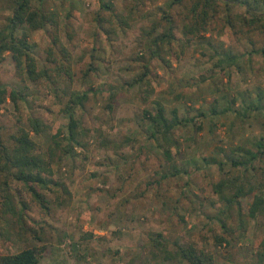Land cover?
Here are the masks:
<instances>
[{"label":"rangeland","instance_id":"1","mask_svg":"<svg viewBox=\"0 0 264 264\" xmlns=\"http://www.w3.org/2000/svg\"><path fill=\"white\" fill-rule=\"evenodd\" d=\"M173 1L33 0L60 19L59 27L29 32L39 67H47L51 77L29 80L6 53L1 81L27 100L16 104L7 98L0 128L8 138L24 127L38 151L55 148L53 189L45 191L50 202L44 209L23 184L13 183L16 202L19 190L29 207L21 224L17 216L2 214L0 200V255L45 245L41 264H190L175 253L178 245L192 244L211 254L213 264H264V215H249L255 194L264 195V159L248 171L230 163L239 147L256 149L264 137V112L251 111L244 119L231 112L212 116L208 110V103L219 109L233 97L234 107L241 108L242 99L256 100L264 89V55L250 53L264 46V29L239 19L244 7L227 10L221 2L208 30L188 42L182 27L194 0ZM5 5L0 0V26ZM166 16L175 26L171 50L179 53L165 49L167 62L152 56V38L165 30ZM154 26L158 29L149 35ZM55 36L70 53L63 63L73 77L49 61V49L58 52ZM227 52L238 55L232 68ZM85 91L88 99L76 108V117L86 134L79 136L81 144H73L64 109L70 92ZM156 100L163 101L168 115L175 108L180 117L196 119L174 131L178 146L170 160L145 132L144 109H153ZM198 109L209 114L200 117ZM31 117L42 121L41 133L33 131ZM59 130L61 148L53 140ZM217 161L225 162L223 171ZM176 167L182 171L171 175ZM238 176L258 188L241 198V215L230 212L226 229L218 219L225 201L214 185ZM1 231H10L9 237Z\"/></svg>","mask_w":264,"mask_h":264},{"label":"trees","instance_id":"2","mask_svg":"<svg viewBox=\"0 0 264 264\" xmlns=\"http://www.w3.org/2000/svg\"><path fill=\"white\" fill-rule=\"evenodd\" d=\"M6 5L4 8L8 11L6 21L3 26H0V62L5 58L6 53H11L18 71H21L33 82L38 81L40 78L51 77L47 67H39L38 58L35 55L36 44L31 42L30 33L39 29H47L48 26L59 27L60 19L56 12L46 10L42 7H37L33 0H4ZM185 0H174L172 3L183 4ZM221 2L230 10V6H242L245 13L239 15L245 25L253 26L256 29H264V0H194L188 9V14L185 16V22L182 27L183 34L190 42L194 37L201 36V33L208 30V25L211 19L219 13ZM171 3V4H172ZM105 7L112 8L111 5L105 4ZM168 24L162 33H159L152 38V56L161 58L167 62L166 57L162 54L165 49H169L167 53L178 56V52H173L172 40L175 38L173 32L175 26L170 16H166ZM103 20V18H101ZM227 21L235 26L230 13L227 15ZM158 29L154 26L149 31V35ZM252 30V27H250ZM54 45L58 46V52L54 48L49 49V61L55 64L57 71L64 70L69 77H73L71 66L65 65L64 61H70V53L64 47L61 39L58 36L54 38ZM254 43V41L252 40ZM217 50L215 53H218ZM249 52V51H248ZM263 53L264 46L259 49L253 47L250 51ZM228 60L231 61V68L237 64V54L227 52L225 54ZM214 57V55H213ZM222 70H225L223 65L217 64ZM66 68V69H65ZM149 70V67H147ZM148 70L144 75L148 74ZM138 78L144 80L145 76ZM256 100L247 101L242 99L241 108L234 107L236 98L230 99L229 104L222 108H217L213 102L208 103V110L212 116L225 114L228 112L235 113L241 118H248L251 111L264 112V89L260 90L257 94ZM10 97L14 103L18 104L19 101L27 100L26 95L16 88L11 90L7 85L3 84L0 78V115L2 104ZM250 97H252L250 95ZM113 98V97H112ZM88 99V92L83 93L70 92L68 101L64 111L69 116L68 122V139L71 143L81 144L79 136L85 135V131H81V122L76 117V108L84 106ZM153 109H144L145 118L148 120L146 123L145 132L150 140H153L159 149H161L170 160L173 157L172 147L178 146V141L173 138L174 131L178 126L186 123L195 122V117H180L177 109L171 110V115H168L167 107L163 101L156 100L153 102ZM200 117H207L209 114L204 109H198ZM30 124L33 131L41 133L44 130L43 123L40 119L31 117ZM61 133L59 130L53 136L54 144L56 147H62ZM129 141L131 138L129 137ZM55 148H50V153H42L38 151L37 144L31 137L30 131L24 127L16 133H12L5 138L0 128V200L2 203V214H12L18 217L19 222L24 224L25 212L29 205L18 190V200L16 202V194L13 192V183L18 182L23 184L32 196L39 202L42 208L48 209V197L46 192H50L53 187V181L49 176L54 174L53 161L55 156ZM67 151H72V145H69ZM234 153L237 157H233L230 161L233 167H243L248 171L254 168V161L264 159V137H261L256 142V149L249 150L239 147ZM237 152H244L239 153ZM215 160V159H213ZM221 171L224 170L225 162H216ZM175 172L171 175H178L182 171L180 168H175ZM171 175L164 174L163 176L169 177ZM58 184V183H55ZM255 183L245 180L243 177H234L233 179L223 178L221 181L214 185V190L219 197L225 201L224 209L220 211L218 219L226 229L228 228L227 219L231 216L233 210L241 215L242 206L241 198L247 196L249 193L255 192L257 189ZM50 202V201H49ZM18 204L20 208H18ZM259 214L264 215V195L256 193L254 201L250 206L249 215L257 217ZM222 215L224 218H222ZM1 217V215H0ZM4 218V217H3ZM8 221V220H7ZM9 223V222H8ZM2 235L9 237L10 231H1ZM159 235V234H158ZM162 237V234H160ZM39 238V237H38ZM40 239V238H39ZM156 239V238H154ZM219 243H223L224 237L217 238ZM45 245L27 247L16 253H7L0 255V264H41V259ZM175 255L190 264H213L214 258L211 254L198 249L196 246L178 245ZM169 257H171L169 255Z\"/></svg>","mask_w":264,"mask_h":264}]
</instances>
